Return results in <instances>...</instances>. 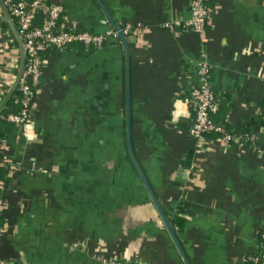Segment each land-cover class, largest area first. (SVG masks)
<instances>
[{
	"label": "crops",
	"instance_id": "1",
	"mask_svg": "<svg viewBox=\"0 0 264 264\" xmlns=\"http://www.w3.org/2000/svg\"><path fill=\"white\" fill-rule=\"evenodd\" d=\"M189 1L48 0L62 7L63 29L102 34L113 30L107 16L132 29L133 158L170 224L184 206L173 232L189 264H241L264 229V154L237 138L197 148L192 106L180 100L204 64L228 96L230 124L264 113V0H207L201 35L183 28ZM19 62L0 6V94ZM125 75L118 37L47 55L27 132L1 143L12 168L0 195L3 264H185L126 148Z\"/></svg>",
	"mask_w": 264,
	"mask_h": 264
},
{
	"label": "built area",
	"instance_id": "2",
	"mask_svg": "<svg viewBox=\"0 0 264 264\" xmlns=\"http://www.w3.org/2000/svg\"><path fill=\"white\" fill-rule=\"evenodd\" d=\"M206 1H189V19L183 25V28L199 35L203 34L210 10L204 6ZM45 2L47 4H44ZM0 6H4L10 16L15 19L16 34L22 43L25 54V68L16 88L17 92L22 96L24 107L20 114L9 115L6 120L22 127L24 132H27L32 114L31 110H28V102L32 97L30 85L35 86L39 81L43 64L42 52L47 48L63 49L75 43H80L92 49H99L107 38L117 39L118 36L116 32L110 29L102 34H94L84 30H63L62 26L57 24L63 9L58 4L49 3L48 0H22L16 3L11 0H0ZM38 12H41L44 18L37 24ZM131 31L130 27H126L122 30V33L127 36ZM208 72L209 68L206 65H200L198 67L200 86L193 88L187 97L180 100L183 105H191V103L195 105L188 135L194 140L199 149H202L206 143V139L203 136L204 133L220 131V128L215 126L209 118L210 113L216 111V106L210 91ZM13 81L7 88L11 87ZM229 139V136H225L223 141L228 142ZM256 151L264 154V151L259 148ZM257 241L258 249L245 254L241 259V264H264V229L259 232ZM103 264L142 263H126L118 259H110L104 261Z\"/></svg>",
	"mask_w": 264,
	"mask_h": 264
},
{
	"label": "trees",
	"instance_id": "3",
	"mask_svg": "<svg viewBox=\"0 0 264 264\" xmlns=\"http://www.w3.org/2000/svg\"><path fill=\"white\" fill-rule=\"evenodd\" d=\"M11 1L16 3L22 0H11ZM44 4H47V2H45ZM204 6L205 7L209 6L208 1L204 2ZM43 18H44L43 14L41 12H38L36 23L37 24L40 23L43 20ZM12 20H13L14 25H16L15 19L13 17H12ZM4 24L5 23H3V25ZM57 24L58 26H62L63 24V14L62 13L57 20ZM63 30H70V29L64 28ZM71 48L92 49L91 47H85L84 45L80 43L68 45L63 49L67 50ZM57 50H62V49H56V48L45 49V51H43L41 54L42 62H44V60L46 59L49 53L53 51H57ZM15 75L16 73L14 72L12 76L13 79H11V82L15 79ZM208 80H209V72H208ZM37 85L35 86L30 85V88L32 90V93H31L32 97H31V100L28 102V110H31L32 100H33ZM7 86L5 88H7ZM9 89L10 87L7 89H4L5 93L3 92L2 94H0V102L3 101L4 99L3 97L6 96ZM210 91L213 95L214 104L216 106V111L214 113H210L209 118L215 126L220 128V131H210V132L204 133L203 136L206 139V142L220 140L224 138L225 136H229L230 138L228 140L229 144L232 143L234 138H237L239 140V143L247 144L249 146H253L255 149L259 148L260 150L264 151V139L261 137V135L262 136L264 135V113H262L259 117H247L243 120L241 124L232 125L226 120V114L230 111L228 96L224 95L222 92L218 91L217 89L211 86H210ZM191 106H192V116H193L194 106H195L194 103H191ZM23 107L24 106H23L22 96L17 92V89H15L10 99L7 101L4 107L0 110V195H1V191L8 187L9 182L11 180L10 176L12 173L10 162L7 161L6 157L4 156L3 149L1 148V143L6 137L15 135L18 132V128H19L18 125L7 121L6 117L9 115L20 114ZM256 142H260V145H256ZM184 209L185 208L183 205H178L176 208V211L174 213V223L170 224L174 232L180 229L182 226L183 218L181 216L184 214ZM3 226H4V221L0 215V229H2ZM2 263L3 262H0V264Z\"/></svg>",
	"mask_w": 264,
	"mask_h": 264
},
{
	"label": "water",
	"instance_id": "4",
	"mask_svg": "<svg viewBox=\"0 0 264 264\" xmlns=\"http://www.w3.org/2000/svg\"><path fill=\"white\" fill-rule=\"evenodd\" d=\"M96 2L100 5L99 0H96ZM2 12L8 22V24L10 25L13 33L15 34L17 40H18V44H19V52H20V62H19V67H18V71H17V75L14 79V82L12 84V86L10 87L9 91L7 92L6 96L4 97L3 101L0 104V110L4 107V105L7 103V101L10 99L11 95L14 93L15 89L17 88L18 82L20 80V77L24 71L25 68V54H24V50H23V46L22 43L20 41V39L18 38L17 34H16V29L12 20V17L10 16V14L8 13L7 9L4 6H1ZM107 18L109 19V23L111 24L114 32H116L119 40L121 41L124 50H125V57H126V75H125V101H126V105H125V140H126V148L129 154V157L134 165V167L136 168V171L144 185V187L146 188V191L151 199V202L153 203L158 215L160 216L161 220L164 223V226L166 228V230L168 231L175 247L177 248L182 260L184 261L185 264H189L184 252L181 249V246L176 238V236L174 235V232L171 228L170 223L168 222V220L166 219L158 201L156 200L152 190L150 189L148 183L146 182L142 172L140 171V169L138 168L133 155H132V150H131V137H130V107H129V98H130V91H129V47L126 41V38L124 36V34L122 33L121 29L109 18V16H107Z\"/></svg>",
	"mask_w": 264,
	"mask_h": 264
}]
</instances>
